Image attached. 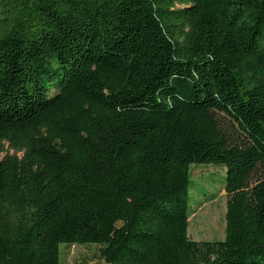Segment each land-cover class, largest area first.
<instances>
[{"label":"trees","instance_id":"1","mask_svg":"<svg viewBox=\"0 0 264 264\" xmlns=\"http://www.w3.org/2000/svg\"><path fill=\"white\" fill-rule=\"evenodd\" d=\"M0 140V264H264V0H0ZM193 163L223 240L187 234Z\"/></svg>","mask_w":264,"mask_h":264},{"label":"rangeland","instance_id":"2","mask_svg":"<svg viewBox=\"0 0 264 264\" xmlns=\"http://www.w3.org/2000/svg\"><path fill=\"white\" fill-rule=\"evenodd\" d=\"M180 5H176L179 7ZM230 132L234 128L228 127ZM236 132V130H235ZM22 150L10 147L0 140V159L6 155H22ZM191 180L199 187L192 194L187 234L194 240H223L225 238V212L228 196L224 191L226 168L222 165L193 163L190 165ZM256 172L254 178L259 177ZM60 264H106L97 244L61 245Z\"/></svg>","mask_w":264,"mask_h":264}]
</instances>
